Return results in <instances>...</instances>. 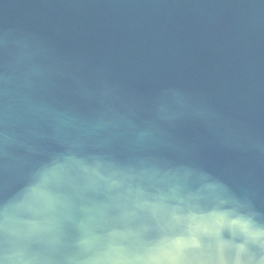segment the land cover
Returning <instances> with one entry per match:
<instances>
[{"label": "water", "instance_id": "95a60500", "mask_svg": "<svg viewBox=\"0 0 264 264\" xmlns=\"http://www.w3.org/2000/svg\"><path fill=\"white\" fill-rule=\"evenodd\" d=\"M0 264H264V0H0Z\"/></svg>", "mask_w": 264, "mask_h": 264}]
</instances>
